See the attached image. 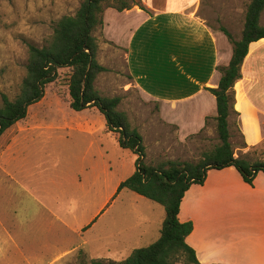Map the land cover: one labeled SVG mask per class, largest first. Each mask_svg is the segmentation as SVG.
Masks as SVG:
<instances>
[{"label": "rangeland", "instance_id": "rangeland-1", "mask_svg": "<svg viewBox=\"0 0 264 264\" xmlns=\"http://www.w3.org/2000/svg\"><path fill=\"white\" fill-rule=\"evenodd\" d=\"M83 1L0 0V105L4 94L13 99L19 93L28 44L46 45L55 24L75 15ZM250 2L239 0L241 23L235 37L244 28ZM230 3L223 0V8ZM94 35L98 61L108 69L98 76L96 88L103 97L121 98L119 109L143 137L147 165L198 162L219 143L215 130L213 138L207 131L182 141L177 127L134 85L124 52L106 43L101 28ZM70 74L69 69L59 70L45 97L0 139V240L10 235L15 240L4 246L0 264H52L64 253L53 264L121 262L160 237L164 208L128 189L118 193L134 174L137 156L107 132L96 108H70ZM237 130L231 131L236 151L244 143ZM262 157L259 149L251 154L253 160Z\"/></svg>", "mask_w": 264, "mask_h": 264}, {"label": "crops", "instance_id": "crops-1", "mask_svg": "<svg viewBox=\"0 0 264 264\" xmlns=\"http://www.w3.org/2000/svg\"><path fill=\"white\" fill-rule=\"evenodd\" d=\"M141 3L145 10L107 9L104 40L124 52L134 85L158 105L171 127H177L182 141L207 131L208 138H213L217 101L207 88L218 87V68L228 66L233 55V46L221 27L241 39L242 32L239 37L233 34L241 23L239 0H231L225 8L223 0ZM210 18L218 27L210 24ZM234 92L229 123L232 132L237 126L245 146L237 149L236 157L254 148L264 156V40L250 46ZM179 218L194 225L186 242L200 264H264L263 173L250 186L234 167L210 170L203 185H193L186 192ZM9 242L15 243L11 235L0 240L1 256Z\"/></svg>", "mask_w": 264, "mask_h": 264}, {"label": "trees", "instance_id": "trees-1", "mask_svg": "<svg viewBox=\"0 0 264 264\" xmlns=\"http://www.w3.org/2000/svg\"><path fill=\"white\" fill-rule=\"evenodd\" d=\"M135 7L145 10L141 0H84L75 15L64 16L55 24L46 45L28 44L26 74L19 93L13 99L5 94L2 96L0 139L27 117L32 105L45 97L46 87L57 80L59 70L69 69L70 108L76 112L96 108L106 120L107 132L116 137L121 148L137 156L134 174L120 185L118 193L128 189L165 210L160 237L154 243L136 249L121 262L95 259L90 264H200L196 252L186 242L194 225L192 222L182 223L179 218L186 192L193 185H203L210 170L234 167L250 186H254L259 173L264 174L263 154L260 159H251V154L257 153L258 149L236 157L229 123L235 100L234 87L242 77V66L250 46L264 40V26L261 25L264 0H251L249 3L240 40L221 27L233 46V55L228 66L218 68L221 74L218 87L207 88L217 101L214 120L219 143L204 152L198 162L169 160L157 166L145 163L143 137L138 129L132 127L129 115L119 109L121 98L103 97L96 88L98 76L108 69L98 61L100 46L94 33L103 28L107 9L124 12Z\"/></svg>", "mask_w": 264, "mask_h": 264}]
</instances>
